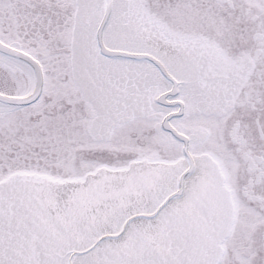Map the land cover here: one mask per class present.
Masks as SVG:
<instances>
[{"label": "snow or ice", "instance_id": "obj_1", "mask_svg": "<svg viewBox=\"0 0 264 264\" xmlns=\"http://www.w3.org/2000/svg\"><path fill=\"white\" fill-rule=\"evenodd\" d=\"M0 264H264V0H0Z\"/></svg>", "mask_w": 264, "mask_h": 264}]
</instances>
